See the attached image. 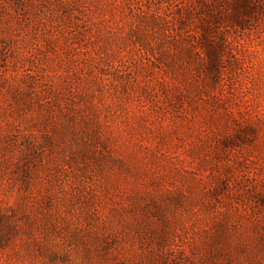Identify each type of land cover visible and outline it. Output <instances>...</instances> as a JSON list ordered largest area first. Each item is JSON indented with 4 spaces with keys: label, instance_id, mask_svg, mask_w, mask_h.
Wrapping results in <instances>:
<instances>
[{
    "label": "rangeland",
    "instance_id": "rangeland-1",
    "mask_svg": "<svg viewBox=\"0 0 264 264\" xmlns=\"http://www.w3.org/2000/svg\"><path fill=\"white\" fill-rule=\"evenodd\" d=\"M0 264H264V0H0Z\"/></svg>",
    "mask_w": 264,
    "mask_h": 264
}]
</instances>
